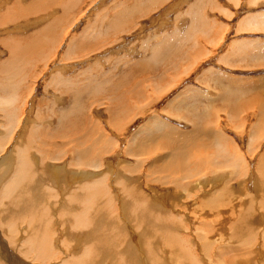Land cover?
I'll return each mask as SVG.
<instances>
[{
  "label": "rangeland",
  "instance_id": "1",
  "mask_svg": "<svg viewBox=\"0 0 264 264\" xmlns=\"http://www.w3.org/2000/svg\"><path fill=\"white\" fill-rule=\"evenodd\" d=\"M238 1L0 0V39L7 43L1 40L0 45L7 48L5 59L10 56L5 71L0 68L3 80L7 77L4 82L0 77V92L5 93L0 94L16 97L11 111L16 114V124L9 134H5L7 125L0 111V138L7 140L0 146V165L6 158L11 162L18 150L29 146L28 157H37L39 168L53 165L56 174H67L68 181L59 182L65 184L57 191L58 198L55 195L41 204L45 209L52 206L59 210L60 203L55 200L60 197L72 213L83 212L80 199L72 195L77 192L75 182L82 180H86L83 184L101 180L99 190L107 198L103 204L95 200L90 206V227L98 221L94 230L64 223L59 218L63 212L55 217L56 225L48 222L45 236L53 235L51 257L57 255L51 262L36 261L34 250H25L32 238L24 229L28 217L21 216L24 223L8 219L5 226L0 215V264H63L69 257L81 258L86 248L96 247L102 240L115 244L108 254L100 249L94 253L98 264H130V253L133 260L137 254V263L143 260L138 264H153V259L161 264H192L196 260L197 264L264 263V203L256 201L253 189L255 184L264 187V173L257 171L262 160L261 167L264 164V29L240 25L247 16L264 14V0L255 7L249 0ZM135 6L139 11L133 13ZM28 8H34L35 14ZM113 21L120 25L112 27ZM49 28L44 36L36 35ZM174 32L176 41H169L155 56L156 47ZM179 35L185 41L179 39L178 45ZM37 37L39 41L34 42ZM28 43H33L32 49ZM33 48H37L35 55ZM66 49L73 50L74 56L64 60ZM65 79L73 80L66 83L69 87L75 86L61 84ZM13 80L18 83L14 85ZM6 86L13 90L5 91ZM76 88L85 94H77ZM64 110L70 114L66 116L68 127L57 130V119ZM53 128L57 131H50ZM216 130L223 138L224 152L212 146ZM96 139L98 143L109 140L108 153H102ZM85 145L95 149L87 162L75 154ZM171 150L188 154L184 157L191 162L184 165L187 172L195 168L191 178L184 177L185 171L178 174L180 169L174 175L164 168L171 161ZM223 153L239 161L237 174L223 164ZM195 162L203 163L197 175ZM11 165L10 172L16 164ZM10 178L8 173L0 180L2 190ZM137 195L155 202L156 214L170 215L172 221L167 220L161 232H152L142 218L136 220ZM1 203L0 195V213L5 210ZM249 211L254 213L255 223H247L246 231L256 225L255 235L242 237L237 223ZM177 223L176 232L183 241L175 257L174 247L165 239H170L169 227ZM116 230L123 234H115ZM181 253H186L188 260Z\"/></svg>",
  "mask_w": 264,
  "mask_h": 264
},
{
  "label": "bare ground",
  "instance_id": "2",
  "mask_svg": "<svg viewBox=\"0 0 264 264\" xmlns=\"http://www.w3.org/2000/svg\"><path fill=\"white\" fill-rule=\"evenodd\" d=\"M3 1V0H2ZM240 1V0H239ZM239 1L237 2V3H239ZM260 1H262V0H249L248 2L250 3V4H253L254 5V7H255V5L256 4H258ZM247 2V3H248ZM2 3V2H1ZM137 3H139V2H137ZM263 3V2H262ZM261 3V4H262ZM161 4V3H160ZM2 5V4H1ZM1 5H0V8H1ZM263 5V4H262ZM261 5V6H262ZM176 6V5H175ZM236 6V5H235ZM264 6V5H263ZM179 7V6H178ZM138 9H139V6L137 7ZM136 8V6L134 7V8H132V10L134 11L133 13H135L138 9ZM175 8V7H174ZM171 9V8H170ZM175 9H177V8H175ZM174 9V10H175ZM179 9V8H178ZM197 9V8H196ZM28 10H29V13H33L34 12V8H28ZM169 10V9H168ZM37 11V10H36ZM139 11V10H138ZM170 12V11H169ZM168 12V13H169ZM264 12V11H263ZM125 13V12H124ZM123 13V14H124ZM27 14V13H26ZM26 14H25V16H26ZM34 14H35V12H34ZM119 14V13H118ZM117 14V15H118ZM23 15V14H22ZM21 15V16H22ZM116 15V16H117ZM127 14H125V16H126ZM137 15V14H136ZM142 15V14H141ZM119 16V18L122 20H124V16L123 17H121L120 16V14L118 15ZM131 16V15H130ZM133 16V15H132ZM131 16V17H132ZM198 16V15H197ZM247 16V15H246ZM166 17L167 16H165V20H166ZM190 17V16H189ZM188 17V18H189ZM192 17V16H191ZM197 18V17H196ZM21 19H23L22 17H21ZM20 20V19H19ZM192 20V19H191ZM119 21H113V25L114 26H112V22H111V24L108 26L109 28H111V26L112 27H117L118 25H120V22L118 23ZM117 23H118V25H117ZM193 23H194V26L197 24L196 22H194L193 21ZM198 23H201V21L200 22H198ZM241 24H247V27H249V28H258L259 26L261 27V28H263L264 29V14H262V12H260V13H256V14H254V15H251V16H247L246 18H244L243 20H241V22H240V25ZM199 25V24H198ZM202 26V25H201ZM204 26V25H203ZM190 27H191V25H190ZM203 28V27H202ZM209 28V27H208ZM50 30V28L49 29H47V30H45V31H42V32H38L36 35H43V34H46L48 31ZM197 31V30H196ZM255 31H257V29H255ZM197 33V32H196ZM190 35V34H189ZM188 35V36H189ZM40 36H39V38H40ZM44 36V35H43ZM174 36H175V32H174V35H173V37L172 36H166L167 38H165L157 47H156V49H155V51H154V55L155 56H158L161 52H162V50H164L165 49V46H169L170 45V42H175L176 40H174ZM184 36H180L179 35V37L177 38L178 39V45H179V39L180 40H182V38H183ZM190 37V36H189ZM188 37V38H189ZM33 38V37H32ZM32 38H30V41H32L31 39ZM38 37L36 38V40H34V42L35 41H37V39H39ZM43 38V37H42ZM185 38H183V40H184ZM39 41V40H38ZM37 41V42H38ZM170 41V42H169ZM185 41V40H184ZM33 42V43H34ZM41 42V41H40ZM39 42V43H40ZM27 43V42H26ZM33 43H28L26 46H28L29 47V49H32V47H33ZM5 44H7L6 42H5ZM21 44H23V43H21ZM59 44H60V42H59ZM34 45H35V43H34ZM184 45V44H183ZM175 46V45H174ZM178 47V46H177ZM259 48H263V45L261 46V45H259L258 46ZM23 48V47H22ZM81 48H83V47H81ZM259 48H257L256 49V51H259ZM34 49V48H33ZM85 49V48H84ZM89 49V48H88ZM182 49V48H181ZM191 49V48H190ZM25 50V49H24ZM28 50V49H27ZM35 51H33L34 52V55H35V52H36V50H37V48H35L34 49ZM67 50V51H66ZM65 50V52L63 53V59L65 60L66 58H69V56L71 57L74 53H73V50H70V49H66ZM77 50H78V52L80 51L81 53L83 52V51H81L79 48H77ZM90 50V49H89ZM261 50V49H260ZM22 51V50H21ZM30 51V50H29ZM178 51V50H177ZM27 52V51H26ZM25 52V54H27ZM30 53V52H29ZM28 53V54H29ZM73 53V54H72ZM180 53V52H179ZM27 54V55H28ZM65 54V55H64ZM18 55H22V53L20 52V53H18ZM26 55V56H27ZM30 55H33V54H31L30 53ZM76 55V54H75ZM74 56V55H73ZM172 56V55H171ZM21 57V56H20ZM22 58V57H21ZM28 58H29V56H28ZM27 58V59H28ZM31 58H33V57H30L29 59L31 60ZM48 58H49V55H48ZM172 58V57H171ZM177 58V57H176ZM23 59V58H22ZM26 59V60H27ZM29 59H28V61L27 62H29ZM60 59H62V58H60ZM173 59V58H172ZM67 60V59H66ZM179 61V60H178ZM23 63V62H22ZM27 65V64H26ZM138 65V64H137ZM70 67H71V65H69ZM11 69L13 68L12 66H9ZM3 68V67H2ZM1 68V69H2ZM5 68V67H4ZM3 68V69H4ZM6 68H8V67H6ZM9 68V69H10ZM48 68V67H47ZM136 68H138V67H136ZM10 69V71L8 72V74L10 73L11 74V71L12 70H14V69H12L11 70ZM23 69V68H22ZM21 69V70H22ZM142 69H144V68H142ZM154 69V68H153ZM153 69H152V71H153ZM7 70V69H6ZM4 71H5V69H4ZM15 71L16 70H14L13 72L15 73ZM135 71V70H134ZM2 72V71H1ZM12 72V73H13ZM22 72V71H21ZM32 73V72H31ZM38 74V73H37ZM162 74V73H161ZM20 75V74H19ZM1 76H5V75H3V72H2V75ZM3 77H1L2 78V80H3ZM16 77V76H15ZM9 78V77H8ZM16 78H18V77H16ZM32 78V77H31ZM87 79V78H86ZM4 80H6L7 81V77H6V79H4ZM4 80H3V82H4ZM5 81V82H6ZM20 81V80H19ZM73 81V80H72ZM71 81V82H72ZM166 81V80H165ZM168 81V80H167ZM13 82L15 83V80H13ZM68 82H70V81H68L67 79H65V80H62L61 81V84H66V83H68ZM70 82V83H71ZM75 82V81H74ZM140 82V81H139ZM171 82V81H170ZM178 82V81H177ZM10 83V82H9ZM13 83V84H14ZM18 83V81L16 80V83L14 84V85H16ZM30 83V82H29ZM169 83V82H168ZM5 84V83H4ZM7 84V83H6ZM5 84V85H6ZM11 84V83H10ZM13 84H11V85H13ZM78 83H76V85H77ZM2 85V84H1ZM10 85V86H11ZM66 85H68V84H66ZM69 85H71V84H69ZM69 85H68V88H70V87H72V86H75L73 83H72V86H70L69 87ZM161 85V84H160ZM4 86V85H3ZM10 86H6L5 88H7L5 91H12L13 90V88L11 89V90H9L11 87ZM158 86V85H157ZM14 87V86H13ZM64 87H66V86H64ZM77 87V86H76ZM80 87V86H79ZM67 88V87H66ZM74 88V87H73ZM72 88V89H73ZM78 88V87H77ZM76 88V90H77V94H78V92H79V95H81L82 93H84V91L81 93L80 91H81V89L79 90V89H77ZM142 88V87H141ZM3 90H4V88H2ZM26 89H27V85H26ZM75 89V88H74ZM73 89V90H74ZM92 89V88H91ZM138 89V88H137ZM146 89H147V87H146ZM67 90V89H66ZM156 90H158V88L156 89ZM70 91V90H69ZM92 91H93V89H92ZM145 91V90H144ZM70 92H72V90L70 91ZM88 92H89V90H88ZM156 92V91H155ZM0 93H4V92H0ZM7 93V92H6ZM66 93V92H65ZM81 93V94H80ZM133 93V92H132ZM142 93H143V91H142ZM5 94V93H4ZM12 94V93H11ZM85 94V93H84ZM70 95H71V93H70ZM79 95H77V96H79ZM91 95V94H90ZM72 96V95H71ZM74 96V95H73ZM148 96V95H147ZM21 97V96H20ZM75 98H76V94H75V96H74ZM138 97V96H137ZM144 97V96H143ZM73 98V97H72ZM141 99V98H140ZM78 100H79V98H78ZM81 100V99H80ZM15 101H16V97L12 94V95H9V96H3V95H1L0 94V111L1 112H3V115H2V113H1V116L3 117L2 119H4L5 121H6V125H7V127H6V131H8L7 133H5V134H9L10 133V131H11V129L14 127V125L16 124V117L14 116V114H12V112L11 111H14V110H12L13 109V106H14V103H15ZM75 101H77V100H74V102ZM75 105V104H74ZM79 107V105H78V103H77V105H76V107ZM75 107H73L72 108V110L74 109ZM69 109V108H68ZM70 110H71V108H70ZM68 111V110H67ZM71 113V112H70ZM65 114V110H64V113L63 114H61V116L62 115H64ZM16 115V114H15ZM70 114L69 113H67V114H65V117L67 116H69ZM55 116H56V114H55ZM58 117V119H57V124H56V126H55V128H57V130L59 129V127L61 128V127H65L66 125H67V127H68V121H67V117L65 118V117ZM41 119V118H40ZM39 121V120H38ZM114 121V120H113ZM112 121V122H113ZM261 121V120H260ZM32 125H35V123H33ZM213 125V124H212ZM211 126V125H210ZM38 127H40V126H38ZM169 127V126H168ZM34 128V127H33ZM116 128V127H115ZM39 129V128H38ZM168 129H170V128H168ZM41 130V129H40ZM57 130H55L54 128L52 129V130H50V131H54V132H56ZM123 130V129H122ZM172 130V129H171ZM171 130H169V131H171ZM47 131H49V130H47ZM40 132V131H39ZM97 132V131H96ZM216 132H217V135L215 136V138H214V142H213V144H212V146H214V147H217V146H219L221 149L220 150H222L223 152H224V145L222 146V144H221V142L223 141V138L221 139L220 137H219V133H218V131L216 130ZM78 133H80V135H81V132H79L78 131ZM102 133V132H101ZM100 133V135H102ZM83 134H84V132H83ZM97 134V133H96ZM97 136L98 137V139L101 137V136ZM104 135V134H103ZM102 135V136H103ZM3 136V135H2ZM6 136V135H5ZM56 136H58V135H56ZM218 136V137H217ZM62 137H64V136H62ZM84 137H85V135H84ZM57 138V137H56ZM67 138H69V137H67ZM103 138H104V136H103ZM107 138V137H106ZM219 138V139H218ZM11 139V138H10ZM70 139H68V141H69ZM221 140V141H220ZM5 141L7 142V140H6V138H0V146H2L3 145V143L5 144ZM108 139H107V141H101V140H99V143H98V141H97V139L96 140H94V142L96 143V145H98L99 144V146H102V153L104 154V153H108V150H107V147H106V145L108 144ZM8 142H9V140H8ZM112 142V141H111ZM224 142V141H223ZM98 143V144H97ZM110 143V142H109ZM56 144V143H55ZM6 145V144H5ZM98 146V147H99ZM111 146V145H110ZM54 147H55V145H54ZM128 147H130V145L128 146ZM224 148V149H223ZM28 149H29V146H26V148H24V149H20V150H18V153H17V157H13V159H12V163L13 164H16V166L12 169L13 171L12 172H10V170H11V167H13L11 164V162L9 161L8 162V158H6V159H4V161L3 162H1V165H0V180H3L7 175H8V173L10 174V176H11V180L8 182V185H7V187H6V189L5 190H2V188H0V195L2 196V203H1V205L2 206H4V209L5 210H3L2 212H3V215L0 213V215L2 216H0L1 217V221H3V223H4V225L6 226V225H8V223H7V220L8 219H11L14 223L15 222H19V221H22L23 223L24 222H26V220L24 221L23 219L24 218H22V217H28V221L26 222V224H27V227L26 228H24L25 229V231H27V234H30V233H32V238H31V240H29L28 241V243H27V246H26V249L25 250H28V249H33L34 250V259L36 260V261H39V262H42V263H44V262H46V261H49L50 260V258H53V257H55V256H57V255H55V256H53V257H51V249H50V244L53 246L54 244H53V242H52V240H53V235H50V236H45V234H46V231H47V224H48V222L50 221V225L52 226L54 223H55V225H56V220H55V217H57L58 216V214H61V212H63V214H62V218L61 217H59L60 219H61V221H63L64 223H69V222H71L72 224H76L78 227L79 226H81V227H86V226H88L89 228H86V229H90V230H94V222L96 223V225L98 224V221L96 222V221H94L93 223H92V227H90V220L92 219L93 220V218H91L90 219V213H89V211H90V206L92 205V203L96 200L97 201V203H105L107 200V198H103L104 197V194L99 190L102 186H101V184L103 183H101V180L100 181H98V179L97 180H92L93 182H90V183H86V184H83V182H86V180L85 181H78V182H75L76 183V185L73 187V188H75L76 190H77V192L76 193H72V195L74 196V197H76V198H79L80 199V204H81V206H82V208L81 209H83V212H81V213H72V211H70V210H72L71 208H70V205H68L67 203H65L63 200H61L60 199V197H59V200L58 199H56L55 200V198H53L55 201H58L59 203H60V205L58 206V207H60V209L58 210V209H56L55 207H52V206H48L46 209L44 208V206L43 205H41L42 203H44L45 202V200H49L48 198H50V200L52 199V197H54L55 195H56V197H57V195H59V193H57V191L59 192V190H60V187H62L67 181H68V177H67V174H65L66 176H60V175H58V174H56V167H54L53 165H52V167L50 166H46V167H41V168H39L38 167V165H37V157H35V156H32L31 158H32V160H30L29 159V157H28ZM128 149V148H127ZM93 148H89L87 145H85V147H84V149H82V150H80V151H78V152H75V154H76V156H77V158L79 159V160H83L84 162H87V160L86 159H88L89 158V156H90V158H91V156H92V154L90 155V153H92L93 151ZM99 152H96L95 151V154H96V156H99L98 154H100V150H98ZM126 151V150H125ZM174 151H172L171 150V153L169 154V160L168 161H170L169 162V164H167L166 166H168V167H164L165 169H168V172L170 173V171H172V173H174V175H176V173H177V171L178 170H176V169H180L179 170V172H178V174L181 172V171H185V176L184 177H186L187 179H188V177H190L191 178V176L193 175L192 174V172L193 171H195V168L194 169H192V171H189V172H187V169H185V167H187V166H189V163L191 162V160L190 159H187L186 157H184L185 155H188V154H184V153H181L182 151H178V152H174ZM94 153V152H93ZM181 153V154H180ZM219 153V152H218ZM215 154V153H214ZM223 154H225L224 156H223V158H225L224 159V161H223V164L225 165V166H228L229 168H231V170H232V173H234V174H237V169L239 168V166H241V164L239 163V161L237 162V160L231 155V154H228V153H223ZM115 155V154H114ZM137 155V154H136ZM45 158L48 156V155H43ZM51 156H53V155H51ZM57 156V155H56ZM35 157V158H34ZM50 157V156H49ZM48 157V158H49ZM214 157V156H213ZM222 157V156H221ZM48 158H46V159H48ZM190 158V157H189ZM219 158V157H218ZM262 159H264L263 157H261ZM178 159V161H177V164H175V162H174V164L172 163L173 161H176ZM215 159H217L216 157H215ZM50 159H48V161H49ZM184 160V161H183ZM190 160V162H187V161H189ZM218 160V159H217ZM47 161V160H46ZM57 161V160H56ZM168 161H167V163H168ZM242 161V160H241ZM260 161V160H259ZM185 162V163H184ZM263 162V160L261 161V163ZM187 163V166L186 165H184V164H186ZM196 163V175H197V173H200L199 171H197V169H202L203 167V163H198V162H195ZM209 163V162H208ZM259 163V162H258ZM260 163V165L257 167V171L258 172H263L264 173V164H263V167H261V164ZM206 164H207V162H206ZM213 164V163H212ZM211 164V166L210 167H212L213 165ZM215 164V163H214ZM219 166V165H218ZM163 167V166H162ZM192 167V166H191ZM163 168V169H164ZM215 168V167H214ZM162 169V168H161ZM160 169V170H161ZM185 169V170H184ZM211 169V168H210ZM204 170H206V167H205V169ZM208 170V169H207ZM176 171V172H175ZM110 172V171H109ZM165 172H166V170H165ZM186 172H187V174H186ZM203 172V171H202ZM35 174H37V177L35 176ZM190 174H192L191 176H190ZM243 175V174H242ZM169 176V175H168ZM167 176V177H168ZM240 176H241V174H240ZM93 178V177H92ZM103 178V177H102ZM101 178V179H102ZM168 178H170V177H168ZM70 179L72 180V183L74 182V180H75V177H74V175H71L70 176ZM166 178H164V180H165ZM181 179V178H180ZM9 180V179H8ZM65 181V183H63V184H59V182H61V181ZM160 181H161V179H160ZM159 181V182H160ZM50 182H51V188L48 186V184H50ZM7 183V182H6ZM171 183V182H170ZM264 184V183H263ZM99 186H101V187H99ZM54 188L56 189V190H54ZM95 188V189H94ZM254 191L256 192V195H257V197L255 198L256 199V201H258L259 203H264V192H263V189H264V187L263 186H256V184L254 185ZM47 190V191H46ZM57 193V194H56ZM87 194L88 195H90V197H92L93 196V198H92V200H91V198L89 199H87ZM253 194L254 193H252V196H253ZM111 195V194H110ZM98 196H100V198H98ZM255 196V195H254ZM260 196V197H259ZM58 198V197H57ZM104 199V200H103ZM90 200H91V202H90ZM157 200H160V199H157ZM163 200H164V198H163ZM134 201H135V203L137 204V206H135L134 208H133V215H135V217H136V220H140L141 218L144 220V222H147L146 223V225L147 226H149V227H151V229H152V232H157V233H159V232H161L162 231V229H163V227L165 226V225H167L168 223H167V220L168 221H172V220H170V215L168 214H165V212H163V213H155L156 212V209H158L157 208V206H156V203L155 202H153V201H149L148 199H145V198H143V197H140L139 195H137L135 198H134ZM51 202V201H50ZM50 202H48V203H50ZM52 202H54V201H52ZM79 202V201H78ZM56 203L54 202V205H55ZM50 205V204H49ZM56 206V207H57ZM151 206V207H150ZM6 211V212H5ZM68 211H69V214H68ZM261 211H262V209H261ZM260 211V212H261ZM8 214H10V216H8ZM223 214V213H222ZM253 214L254 213H252L251 211H249V212H247V213H245V215L242 217V220H240V222L239 223H237V229H238V233H239V235L240 236H242V237H248V233L250 234V236L251 235H255V230H256V225H254V226H252L250 229H249V231H248V233H247V231H246V224L247 223H249V224H254L255 223V221H253V219H255V217L253 216ZM94 215V214H93ZM22 216V217H21ZM167 216H168V218H167ZM134 217V218H135ZM259 217V216H258ZM13 218H15V219H13ZM99 218H101V216L99 217ZM112 218H113V216H112ZM262 218V217H261ZM115 219V218H114ZM172 219V218H171ZM256 219H257V217H256ZM10 220V223L12 222ZM97 220H99L98 219V216H97ZM105 220V219H104ZM142 221V220H141ZM260 221H262V219H260ZM107 222V221H106ZM116 222H117V220H116ZM143 222V223H144ZM52 223V224H51ZM179 223V222H178ZM176 224V225H172V226H170L169 227V230H168V234H169V238L170 239H165V243L167 244V245H169V246H171V247H174V249L172 250V255L174 256V254H175V257H177V254H178V252L179 251H181V250H179V246L182 244V241L179 239V238H181V237H179V234L176 232V228H175V226H177V225H180V224ZM204 224V223H203ZM203 224H200V225H202L203 226ZM94 225V226H93ZM211 225V224H210ZM263 225V224H262ZM262 225H260V227L262 226ZM20 226V225H19ZM99 226V228H102L103 227V225L102 224H99L98 225ZM98 226H97V228H98ZM199 226V225H198ZM204 226H206V224L204 225ZM94 227V228H93ZM230 228V235H231V233H232V229H233V225L232 226H229ZM11 228V227H10ZM9 228V229H10ZM80 228V227H79ZM98 228V229H99ZM262 228V227H261ZM24 229H22L23 230V232H24ZM83 229V228H82ZM172 229V230H171ZM174 229V230H173ZM197 229V228H196ZM84 230V229H83ZM89 231V230H88ZM56 231H52V233L54 234ZM115 234H118V235H122L123 234V232H122V234L120 233V231L119 230H116L115 232H114ZM264 233V232H263ZM263 233H261L262 235H263ZM111 234V233H110ZM143 234V233H142ZM125 235V234H124ZM23 235H21V237H22ZM157 236V235H156ZM200 236V235H199ZM233 236V235H232ZM231 236V237H232ZM122 238H123V236H121ZM234 237V236H233ZM148 241V240H147ZM248 242L250 243L251 242V239H248ZM207 243V242H206ZM115 243H110L109 245L104 241V240H102L101 241V243H99L98 244V242H97V245H96V247H88V248H86L85 249V253L84 254H82V257L80 258H76V259H74V257H67L69 260L67 261V262H65V263H63V264H89L90 262H91V264H98V262L96 261V260H93V255H94V253L95 252H97V250L98 249H100L104 254H108V250H110V247L112 246V245H114ZM219 244V243H218ZM182 246V245H181ZM209 246V245H208ZM263 247V246H262ZM178 248V249H177ZM187 248V247H186ZM182 249H184V247H182ZM263 250V249H262ZM129 251H133L134 252V250L133 249H131V248H129ZM260 251V250H259ZM22 253H26L27 251H21ZM74 252V251H73ZM219 252V251H218ZM263 252H264V250H263ZM130 253V252H129ZM62 254H63V252H62ZM151 253H149V255H150ZM119 255L121 256V254L119 253ZM132 253H130V254H128V261L129 262H131L130 264H138V263H140V261L137 263V254H136V259L135 260H133V257H132ZM189 255H190V253H189ZM180 256L182 257V258H185V259H187V258H189V256L185 253V254H180ZM263 256H264V253H263ZM122 257V256H121ZM57 258V257H56ZM57 260V259H56ZM55 260V261H56ZM100 260H103L102 258H100ZM188 260V259H187ZM194 260H195V258H194ZM54 261V260H53ZM52 261V262H53ZM89 261V262H88ZM143 261V260H142ZM141 261V262H142ZM159 260L158 259H153V261H152V263L153 264H161L160 262H158ZM264 261V260H263ZM50 262H51V260H50ZM49 262V263H50ZM26 263V262H25ZM171 264V263H170ZM192 264H197V260L194 262V263H192ZM247 264H248V261H247ZM250 264V263H249ZM255 264V263H254ZM262 264H264V263H262Z\"/></svg>",
  "mask_w": 264,
  "mask_h": 264
},
{
  "label": "crops",
  "instance_id": "3",
  "mask_svg": "<svg viewBox=\"0 0 264 264\" xmlns=\"http://www.w3.org/2000/svg\"><path fill=\"white\" fill-rule=\"evenodd\" d=\"M1 40H3L4 42H5V39H0V41ZM0 48H2L3 49V51L2 50H0V52L2 53V55L0 56V68H2V67H4V65H5V63H6V61L9 59V57L8 58H6L5 59V57H7V55H8V53H7V48L6 49H4L5 47H3L2 46V44L0 45ZM6 50V51H5ZM0 77H1V75H0Z\"/></svg>",
  "mask_w": 264,
  "mask_h": 264
}]
</instances>
